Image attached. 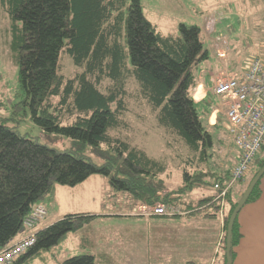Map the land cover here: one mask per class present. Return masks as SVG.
Segmentation results:
<instances>
[{
  "label": "trees",
  "instance_id": "trees-1",
  "mask_svg": "<svg viewBox=\"0 0 264 264\" xmlns=\"http://www.w3.org/2000/svg\"><path fill=\"white\" fill-rule=\"evenodd\" d=\"M0 8L11 25L19 82L27 95L20 104L30 109L31 119L44 132L67 137L73 146L60 152L0 124V249L16 239L23 220L55 186L73 188L100 176L135 206L160 203L211 218L224 211L220 251L226 264L228 221L245 189L237 198L230 190L225 209L216 195L192 207L178 205L184 192L223 185L226 173L214 163L217 146L210 128H216L218 121L214 126L204 123L193 100V90L200 84L199 67L209 57L201 30L180 24L178 35H164L144 17L140 0H0ZM61 53L82 73L68 80L58 74ZM128 86H134L140 103L156 114L157 126L184 145L187 155L178 190L164 192L160 177L165 164L121 138ZM87 147L101 164L82 154ZM261 157L260 151L253 163L255 174L264 165ZM260 180L246 204L261 196ZM98 218L89 213L63 216L38 230L34 246L13 264H58L55 256L47 258L52 248ZM241 237L236 218L231 229L232 260ZM60 264L97 262L83 254Z\"/></svg>",
  "mask_w": 264,
  "mask_h": 264
},
{
  "label": "rangeland",
  "instance_id": "rangeland-1",
  "mask_svg": "<svg viewBox=\"0 0 264 264\" xmlns=\"http://www.w3.org/2000/svg\"><path fill=\"white\" fill-rule=\"evenodd\" d=\"M140 4L144 17L164 35H178L180 24L196 26L201 30L210 58L209 61L200 65L199 75L212 66L217 72L212 75L208 84L213 85L214 81L223 74L243 70L246 62L253 57L264 59V0H140ZM10 30V22L4 10L0 8V124L13 128L22 137L57 151L72 150L73 146L69 138L44 132L31 119L30 109L20 104L27 101V95L19 82L18 54L12 48ZM220 51L225 52V58L219 57ZM57 72L68 80L81 74L82 70L73 64L66 53H61ZM133 87L128 86L129 100L127 110L122 114L125 126L120 132L121 138L132 147L144 151L149 157L165 164L166 171L160 177L165 184L164 192L178 190L183 185L182 171L185 165L183 161L187 155L184 145L181 141L177 142L168 137L157 126L156 114L145 102L140 103ZM221 103L222 100L211 90L205 102L198 105L196 109L204 123L210 122L209 111L213 110L212 114L216 116L215 121H218V126L210 128V132L215 143L217 138L224 143L217 146L214 163L222 166L224 162L225 169L227 162L225 152L229 153L232 146L224 132L225 118L220 110ZM227 144L228 150L225 147ZM222 150L224 153L221 152ZM261 152V158H263L264 147ZM82 154L89 157L95 164H101V160L89 147ZM228 166L229 163L227 168ZM233 166L234 163L228 169L231 170ZM256 168L257 164L253 165L245 179L234 185L243 184L242 188L246 189ZM206 189L213 190V187L194 188L192 191L182 193L178 199L179 207H186L188 204H190L189 207L198 205L200 200L209 195ZM215 197L218 199L217 193ZM219 202L225 209L226 202ZM40 205L46 211L45 219L41 222L43 227L62 218L64 214L89 213L108 216L102 219L103 221L97 219L77 233L68 235L65 241L52 248L46 256L48 259L55 256L54 260L58 264L83 254L94 255L98 264L104 261L102 254L105 255L106 264H186L185 262L191 256L202 258L201 264L214 263L213 259L206 262L204 258L207 244L214 237V224H198L202 220L194 219L193 225L176 228L168 225L160 228L149 225L143 218L154 216L148 213L149 210L143 213L142 208L145 205L135 206L129 196L116 194L103 177L92 176L73 188L55 186L54 192L41 201ZM170 207L175 208L177 212L166 216L169 218L198 217L206 219V222H214L213 220L220 222L222 238L224 237V211H221L218 218H211L205 217L202 213L196 215L182 213L181 208ZM194 224L198 225V228L195 227L192 230ZM169 231L176 234V240L170 241L175 242L174 249L167 241L166 236L170 234ZM153 233H161L162 237L166 238L159 243H154ZM222 253L220 251L221 255ZM220 257V263L224 264V259ZM32 264H40V262L35 261Z\"/></svg>",
  "mask_w": 264,
  "mask_h": 264
},
{
  "label": "built area",
  "instance_id": "built-area-1",
  "mask_svg": "<svg viewBox=\"0 0 264 264\" xmlns=\"http://www.w3.org/2000/svg\"><path fill=\"white\" fill-rule=\"evenodd\" d=\"M225 58V52H219ZM214 95L222 100L225 108L226 132L238 152L237 160L229 171V178L223 185L214 184L217 198L224 201L234 184L245 179L255 159L264 146V63L253 57L246 62L243 70L223 74L211 88ZM152 216L166 217L177 212L164 204L142 208ZM44 207L37 204L23 220L20 239L0 249V264H13L36 242V227L45 218Z\"/></svg>",
  "mask_w": 264,
  "mask_h": 264
},
{
  "label": "crops",
  "instance_id": "crops-1",
  "mask_svg": "<svg viewBox=\"0 0 264 264\" xmlns=\"http://www.w3.org/2000/svg\"><path fill=\"white\" fill-rule=\"evenodd\" d=\"M209 58L210 57H208V61H209ZM257 58H260V57H257ZM260 59L264 63V59H262V58H260ZM217 66H219V65H217ZM216 68L218 69V67H216ZM215 73H217L216 69H214V66H212L209 68L208 71L204 70V71H202V74L199 75V83L200 84L193 91L194 92L193 93V100L195 101V103H197V105H200L201 103L205 102L206 96L208 95V93H210L211 87H212V84L211 83L208 84V83L211 81L212 75H214ZM199 87L201 88V90H200L201 93L199 92L201 95L197 94V91H199L198 90ZM220 110L222 111L223 118H225L224 117L225 108L221 107ZM209 112H210L209 125L214 126L215 123H217L215 121L216 116H214V114H212L213 110H211ZM224 132L226 134V139L228 140L229 143H231V146H232L231 151L229 153L225 152V154H226L225 159L227 161L226 162V168H227L228 163H229L228 168H230L231 164L236 163L238 152L234 148L225 128H224ZM222 142L224 143V141H222L220 138H217L216 146H218ZM227 146H228V144L225 146L226 149L228 150L229 147H227ZM221 152L224 153L223 150ZM223 166H224V162L222 164V167ZM228 168L226 169V173H224L225 179L223 180V184H225L229 178V173H227V172L230 170ZM242 185L243 184H240L238 186L234 185V187L232 188L231 192H232V196L234 198H237L238 195L243 192L244 188H242ZM259 189L261 190V196L255 202L244 205V207L240 210V212L237 216V221H238V225H239V229H240V233H241L242 237H241V240H240L238 246L234 250V259L232 260V264H264V175H263L262 179L260 180ZM207 191H209V195L207 197H212V196L216 195V193L211 189L207 190ZM207 197H205V198H207ZM64 216H65V214H64ZM98 216L100 217L98 219L101 221H103L102 219L108 217L107 215H104V214H102V215L98 214ZM143 219L148 221L149 225L151 224L154 227L158 226L159 228L163 225H168V226H171L172 228H176L177 226H183V225H188V224L193 225V223H195L193 221L194 219L202 220L201 222H198V224H203V225H207V223L208 224H210V223L214 224V226H215L214 237L207 244L206 256H204V258L206 259V262H208L209 260L212 261V259H213V261H214L213 264H221L220 263L221 262V257H220L221 254H220L219 244L222 241L223 234H222V226H221L220 222H218L219 223V227H218V223L215 222V220H213L214 222H206L205 221L206 219H201L198 217H196V218H192V217L191 218H188V217H186V218L185 217L184 218L151 217V218H143ZM55 221H57V220H55ZM41 225H42V223L40 225H38L39 227L38 226L36 227V231L43 228V226H41ZM195 227L198 228V225L194 224V226L192 227V230ZM166 237H168L167 241H169L171 248L173 246V249H174L176 244H175V242H173L174 243L173 244L170 241L176 240V234L173 232H170V234H168V236H166ZM166 237H162L161 233H153L152 234V239H153L154 243H159L161 240H164ZM19 239H20V235H18L13 242L18 241ZM218 241H219V244L217 245ZM90 244H91V241H90ZM102 255L104 257V261H103V263L101 262L100 264H106L105 255L104 254H102ZM92 256H94V255H92ZM95 259H96V257H95ZM201 261H202V258L197 257V256H191L188 258V260L185 263L186 264L187 263H189V264H201L202 263ZM96 262H97V260H96ZM97 264H98V262H97Z\"/></svg>",
  "mask_w": 264,
  "mask_h": 264
},
{
  "label": "water",
  "instance_id": "water-1",
  "mask_svg": "<svg viewBox=\"0 0 264 264\" xmlns=\"http://www.w3.org/2000/svg\"><path fill=\"white\" fill-rule=\"evenodd\" d=\"M263 175H264V165L255 174V176L252 178V180L249 182L247 188L245 189L241 198L237 202L236 207L234 208L233 212L230 215L228 225H227L226 243H225V261H226V264H232V259L230 257V250H231L230 240H231V229H232L233 222L237 218L240 210L246 204V201H247L249 195L251 194L252 190L254 189V187L256 186V184L259 182V180L262 178Z\"/></svg>",
  "mask_w": 264,
  "mask_h": 264
},
{
  "label": "bare ground",
  "instance_id": "bare-ground-1",
  "mask_svg": "<svg viewBox=\"0 0 264 264\" xmlns=\"http://www.w3.org/2000/svg\"><path fill=\"white\" fill-rule=\"evenodd\" d=\"M198 90H199V91H197V94H198V95H201V94H200V93H201V91H200L201 88L199 87ZM199 92H200V93H199ZM196 97H197V96H196ZM198 104H199V103H198ZM213 119H214V118H213Z\"/></svg>",
  "mask_w": 264,
  "mask_h": 264
}]
</instances>
